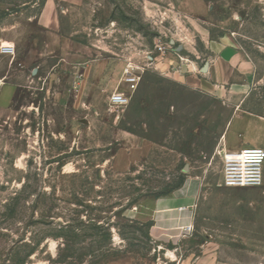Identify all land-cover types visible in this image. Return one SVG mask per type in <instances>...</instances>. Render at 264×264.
<instances>
[{"label":"rangeland","instance_id":"1","mask_svg":"<svg viewBox=\"0 0 264 264\" xmlns=\"http://www.w3.org/2000/svg\"><path fill=\"white\" fill-rule=\"evenodd\" d=\"M44 1L0 0V36L43 43L27 17ZM54 1L49 55L17 65L24 83L0 116V264H264V176L226 188L221 162L264 149V0H207L204 17L178 0ZM207 33L234 37L248 79L206 87ZM127 64L141 80L113 107ZM191 182L188 238L155 241L126 216Z\"/></svg>","mask_w":264,"mask_h":264},{"label":"crops","instance_id":"2","mask_svg":"<svg viewBox=\"0 0 264 264\" xmlns=\"http://www.w3.org/2000/svg\"><path fill=\"white\" fill-rule=\"evenodd\" d=\"M172 6L185 16L204 17L210 11V4L207 0H178ZM28 20L29 25L34 26L38 33L44 35V41L39 46L32 43L27 32L21 42L0 36V45L9 43L15 47L13 57L0 54V116L12 106L16 93L24 83L25 73L18 69L17 65L20 68L35 67L39 60L49 55V36H55L53 31L59 27V14L55 1L45 0L38 14L31 20L27 17ZM4 31V28H0V33ZM202 40L210 58L201 70L204 77L208 79L204 82L206 87L217 88L218 85L232 83L235 79L246 80L250 77L252 63L237 47L231 34L211 39L207 33L206 36H202ZM34 71L37 70L34 69ZM197 85L203 86L200 82ZM194 191L193 182L187 183L184 188L175 191L170 197L146 200L126 216L141 223L150 222L149 235L155 241L175 239L180 231L186 234L184 236L182 234L183 238H188L189 232L186 233L185 229L192 224ZM201 263L203 262H194V264Z\"/></svg>","mask_w":264,"mask_h":264},{"label":"built area","instance_id":"3","mask_svg":"<svg viewBox=\"0 0 264 264\" xmlns=\"http://www.w3.org/2000/svg\"><path fill=\"white\" fill-rule=\"evenodd\" d=\"M157 50L164 53V47L158 46ZM0 54L13 57L15 47L12 44L0 45ZM182 60L181 57H179ZM141 80L139 69L132 64H127L123 70L122 83L125 92L113 91L108 103L113 107L126 106L130 99L128 94L137 90ZM222 162V185L226 188H258L263 183L264 174V149L259 147H244L238 150L224 151ZM188 232L191 227H187Z\"/></svg>","mask_w":264,"mask_h":264},{"label":"trees","instance_id":"4","mask_svg":"<svg viewBox=\"0 0 264 264\" xmlns=\"http://www.w3.org/2000/svg\"><path fill=\"white\" fill-rule=\"evenodd\" d=\"M166 194H163V196H165ZM160 196H158L157 198H159ZM147 226H148V228H150L151 227V223L150 222H148L147 223Z\"/></svg>","mask_w":264,"mask_h":264},{"label":"bare ground","instance_id":"5","mask_svg":"<svg viewBox=\"0 0 264 264\" xmlns=\"http://www.w3.org/2000/svg\"><path fill=\"white\" fill-rule=\"evenodd\" d=\"M122 78H123V74H122ZM122 78H121V79H122Z\"/></svg>","mask_w":264,"mask_h":264}]
</instances>
